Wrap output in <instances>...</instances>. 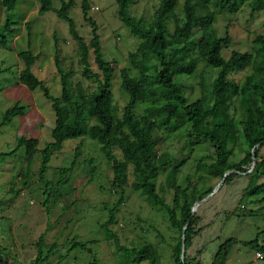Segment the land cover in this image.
Wrapping results in <instances>:
<instances>
[{
    "label": "trees",
    "instance_id": "1",
    "mask_svg": "<svg viewBox=\"0 0 264 264\" xmlns=\"http://www.w3.org/2000/svg\"><path fill=\"white\" fill-rule=\"evenodd\" d=\"M60 1L61 7L56 10V14L68 23L70 34L77 42L83 76L96 83L97 88L93 92H87L80 84L74 86V72L64 70L56 59L62 94L55 97L32 71L40 56L31 51H24L19 55L26 67L20 72L18 80L31 91L41 89L46 99L52 103L56 117L51 133L52 141L41 151L40 180L44 184V206L56 203L60 194H54L52 188L57 191L60 186L69 183V174L75 170L82 156L84 138H90L101 145V152L113 172L110 190L118 195V199L107 209L108 219L100 227L105 237L114 241L115 247L122 254L121 264L158 262V252L153 245L122 246L110 228L117 223V213L125 201L130 169L133 190L140 192L152 207H161L167 213L171 227L181 233L175 248L176 264H203L198 258L188 255L185 259L181 258L184 226L189 222L185 236L186 250L200 232L195 229L200 218L192 214V207L214 189L205 185L198 188V182L222 180L229 171L247 173L253 166L254 151L256 165L247 175L249 184L244 197L264 203V36L259 35L255 40L260 43L255 54L233 51L229 59H226L222 52L231 47L232 38L229 33L220 37L214 28L219 14H236L244 5H248L252 15H255L264 11V0H185L182 16L177 14L176 9L179 0H159V8L153 21L149 23L131 15L130 9L137 0H116L119 20L141 41L137 51L129 54L128 64L121 69L118 61H107L104 58L98 25L88 16L89 3L83 0L82 4L84 19L92 26V37L86 42L70 17L75 0ZM17 3L18 0H1V5L8 13L6 22L0 25V46L3 48L7 47L10 34L17 30L18 22L11 18V12ZM39 3L41 15L54 9L52 0H39ZM91 56L94 57L98 72L92 68ZM200 63L217 69L218 74L212 83L211 100L206 94V85L202 82V96L190 101L184 87L176 79L178 76L193 75ZM118 70L121 88L128 95L121 116L116 112L111 90ZM249 70L251 72L242 83L231 77L236 72ZM140 106L142 112L137 114ZM27 109L28 107L16 103L5 112L0 128L11 124L14 118L24 116ZM239 110L243 112V118L238 117ZM183 130L187 132V145L191 149L205 145L209 150V154L200 159L197 166L198 172H204L207 177L200 175L196 182H191L186 188L178 184L177 177L187 159L172 161L167 153L158 154L157 147L161 144V138L156 136L158 132L173 135ZM77 139H80L78 146L71 153L69 162L60 167V177L53 184L45 178L52 156L61 151L65 141ZM38 144L37 138L22 136L18 139L16 148L10 152H0L2 163L17 152L24 151L21 160H26L28 166L22 176L24 187L28 186L32 159L38 151ZM239 147L243 148V152L239 151ZM115 150L120 151L121 156ZM239 155L242 158H238ZM207 160L211 162L206 163ZM87 163L90 167L89 175L94 179L97 172L94 161L89 160ZM161 174H166L165 185L172 193L171 202L162 195L157 185V178ZM238 175L230 174L225 183H231ZM48 214H51L50 208ZM261 233L250 241L235 238L225 240L219 246L212 264H228V257L237 245L249 247L263 256ZM96 243V240L85 242L72 237L64 244L68 249L66 254L61 255L62 246L57 242L47 244L43 234L36 242L37 255L30 264H50L57 254L58 263L62 264L69 259V252L89 253ZM2 253L9 259L10 253L6 248L2 249ZM6 258L0 256V263L14 264ZM88 264L99 262L92 256Z\"/></svg>",
    "mask_w": 264,
    "mask_h": 264
},
{
    "label": "rangeland",
    "instance_id": "2",
    "mask_svg": "<svg viewBox=\"0 0 264 264\" xmlns=\"http://www.w3.org/2000/svg\"><path fill=\"white\" fill-rule=\"evenodd\" d=\"M52 1L54 9L41 15L39 0H18L11 12L12 20L18 22L17 30L8 37L6 48L0 46V122L5 112L16 103L28 107L24 116L14 118L11 124L0 128V152H10L16 148L18 139L22 136L39 140L27 187H24L22 177L28 167L26 160H21L23 150L0 163V256L6 258L2 253V249L6 248L10 253L6 260L10 263L13 261L14 264H30L37 255L36 242L45 234L47 244L57 242L62 246L61 255L66 254L68 249L64 244L72 237L85 242L97 241L92 246L93 251L91 249L89 253L69 252V259L62 264H88L92 256L97 258L99 264H121L122 254L115 247L114 241L105 237L100 227L108 219L107 209L117 201L118 195L110 190L112 168L97 141L84 138L82 156L75 170L69 174V183L60 186L57 191L53 187L54 194L60 195L57 196L55 204L51 202L47 207L44 206V184L40 180L41 151L52 141L51 133L56 117L52 103L46 99L41 89L31 91L18 80L20 72L26 67L19 55L21 52L31 51L40 56L32 71L55 97L62 94L56 59L64 70L74 72V86L80 84L87 92H93L97 88L96 83L83 76L77 42L70 34L68 23L56 14V10L61 7V1ZM86 1L90 6L88 16L98 25L104 58L107 61H118L120 69L125 67L129 62V54L137 51L141 41L119 20L116 0ZM184 1H178L176 9L179 16H182ZM82 4L83 0H75L70 17L75 21L79 34L89 42L92 26L84 19ZM158 8L159 0H137L130 12L137 19L149 23L153 21ZM7 14L0 0V25L6 22ZM170 27L172 28V24ZM214 28L220 37L229 33L232 38L231 47L222 52L226 59H229L233 51L255 54L260 47V43L255 40L259 35L264 36V11L252 15L250 7L244 5L236 14H219ZM91 64L93 70L98 72L93 56ZM249 72L251 70L236 72L231 77L242 83ZM217 74V69L200 63L193 75L178 76L176 81L184 87L190 101L202 96L201 83L204 82L206 94L211 100L212 83ZM111 90L116 112L121 116L128 95L121 88L120 70L115 74ZM141 112L140 106L137 114ZM238 117L243 118L241 110ZM156 136L161 138V144L157 147L158 154L165 152L172 161L187 159L178 173L180 186L186 188L191 182H196L200 175L207 177L204 172L197 170L199 160L209 154L207 146L199 145L191 149L187 145L186 130L173 135L158 132ZM79 142L80 139L64 142L61 151L56 152L50 160L45 173L46 179L53 184L58 181L60 167L69 162L71 153ZM239 151L243 152V148L239 147ZM115 152L121 156L120 151ZM238 158H242V155ZM89 160H93L97 168L94 179L89 175ZM253 170L251 167L249 173L239 174L231 183L224 182L220 187L219 179L198 182V188L205 185L214 187L216 192L195 213L200 218L195 229L200 232L187 249L189 257L198 258L203 264H212L219 246L225 240L235 238L250 241L260 232V243L264 244V203L244 197L249 184L247 175ZM165 182L166 174H161L157 178V185L162 195L171 202L172 193ZM132 183L130 169L125 201L117 213V223L110 226L111 230L122 246L140 247L151 244L158 252L157 264H176L175 248L181 233L171 227L168 215L161 207H152L140 192L133 190ZM48 208L51 210L50 215ZM58 260L59 254L53 257L50 264H59ZM227 263L264 264V255L249 247L237 245L232 249Z\"/></svg>",
    "mask_w": 264,
    "mask_h": 264
},
{
    "label": "water",
    "instance_id": "3",
    "mask_svg": "<svg viewBox=\"0 0 264 264\" xmlns=\"http://www.w3.org/2000/svg\"><path fill=\"white\" fill-rule=\"evenodd\" d=\"M252 152H253V160H254L252 169H254V167L256 165V162H255V160H256V154L254 153V151H252ZM232 173H236V174H247V173H249V171L247 173H240L238 171H229V172H227L225 174L224 178L221 180V182L219 184V187H220V185H222V183L225 182L227 176H229ZM215 192H216V189H214V191L211 194H209L207 197H205L204 199L195 202V204L192 207V214L195 215L198 207L200 205H202L204 202H206L212 195H214ZM188 225H189V222L184 226L183 231H182V254H181V258L182 259H185L186 258V255H187L186 243H185L186 242L185 236H186V230L188 228ZM0 264H4V263H0Z\"/></svg>",
    "mask_w": 264,
    "mask_h": 264
}]
</instances>
